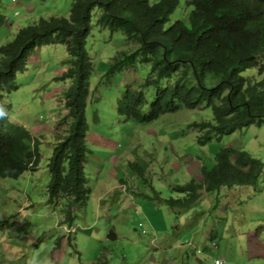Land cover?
<instances>
[{"label": "rangeland", "instance_id": "obj_1", "mask_svg": "<svg viewBox=\"0 0 264 264\" xmlns=\"http://www.w3.org/2000/svg\"><path fill=\"white\" fill-rule=\"evenodd\" d=\"M71 3L0 0V45L11 42L18 29L40 17H68ZM183 7L184 0H179L166 26L189 11L186 7L184 12ZM135 46L119 33L111 36L95 24L86 40V52L95 68L89 86L93 104L86 107L88 152L84 175L90 192L84 207L74 208L71 228L62 223L64 199L53 207L47 202L46 192L47 160L57 138L65 133L63 127H56L66 112L61 95L72 83L54 79L65 72L70 59L65 46L46 45L32 52L24 70L14 79L17 88L3 93L0 114L22 125L41 143L35 172H25L17 179L0 178V264H172L169 258H175L174 251L158 248V236L150 237L143 204L149 211L155 208L161 212V221L171 234L168 238L177 239L176 264H184L186 241L194 245L202 234V239L207 237L203 245H208V236L216 233L218 238L220 230L224 238L217 241L218 255L234 264H264V124L250 125L200 146L195 141L197 132L188 124L211 121L210 109H181L148 124L125 120L116 113L117 100L126 86L136 88L147 66L124 70L108 81L100 78L113 55ZM252 75L258 78L254 69L242 72V76ZM94 111L99 123L92 120ZM224 146L244 151L263 164L259 192L253 187L223 188L218 193L203 194L188 212L172 210L164 203L155 205L150 199L151 187L161 198L177 197L170 188L191 178L201 179L200 160L212 162ZM135 160L151 187L137 184L136 175L128 174L127 162ZM119 179L126 180L122 187ZM176 220L180 227L169 230L176 226ZM139 224L146 235L141 234ZM210 253L204 251L203 255L211 257ZM190 257L189 264H201L198 256Z\"/></svg>", "mask_w": 264, "mask_h": 264}, {"label": "trees", "instance_id": "obj_2", "mask_svg": "<svg viewBox=\"0 0 264 264\" xmlns=\"http://www.w3.org/2000/svg\"><path fill=\"white\" fill-rule=\"evenodd\" d=\"M178 4L179 0H72L68 17H40L18 29L11 42L0 45V101L4 92L17 88L14 79L36 49L63 44L70 57L65 72L54 78L72 83L61 95L66 112L56 127H63L65 133L48 157L46 186L48 204L55 207L64 199L62 223L68 227L74 208L84 207L90 192L84 175L86 107L93 104L89 86L95 68L86 40L94 24L136 45L113 55L100 79L108 81L124 70L148 68L136 88L126 86L117 100L116 113L125 120L148 124L181 109H210L211 121L188 124L197 132L195 141L200 146L264 124V0H184V12L186 7L189 11L166 26ZM249 69L256 70L258 78L242 76ZM92 120L99 123L95 111ZM40 143L29 130L0 114V178L17 179L35 172ZM200 164L201 179L191 178L170 188L175 198H161L136 160L128 161L126 169L136 175L141 182L137 184L151 187L155 205L164 203L182 212L194 207L203 194L223 188L253 187L259 192L263 164L244 151L224 146L212 162L200 160ZM215 235L208 236L209 244L216 247L210 251L221 259L217 241L222 238L216 240Z\"/></svg>", "mask_w": 264, "mask_h": 264}, {"label": "crops", "instance_id": "obj_3", "mask_svg": "<svg viewBox=\"0 0 264 264\" xmlns=\"http://www.w3.org/2000/svg\"><path fill=\"white\" fill-rule=\"evenodd\" d=\"M144 206L145 205L143 204L141 206V209H142V214H144V216L147 217V219H148V223H149V226H150V229H148L149 232H150V237L155 238L156 236H158L156 238V239H158V244H157V245H159L158 248L163 247L165 249V251H168L169 253H172L174 251L173 252V256L175 258L174 259L173 258L170 259L169 256H168V258H169L170 261H173L172 264H176L177 263V256H178L177 255V249H179V246H177V239L175 237L168 238V235L171 236V234L169 233V231L167 229H165L163 221H161V219H162L161 212H159V210L155 209V208H154L153 211H149V210H147V207L144 208ZM149 206H151V205H149ZM186 214L188 215V213H186ZM157 219H159V223H156ZM176 223H177L176 226H173L171 229H169V228L168 229L169 230H172V229L177 230L180 227V225L178 224L177 220H176ZM185 223L188 224L189 222L185 221ZM161 234H163V235H161ZM218 235H219V237L216 240L224 238V236H222V231L221 230L218 232ZM160 236H164V238H161ZM164 239H166L168 241L164 242ZM205 239L207 241V237L206 236H205L204 239H202V234L200 236L198 235V238L196 239V243L194 245L203 247L202 245L205 243L204 242ZM167 244H170V246L168 247ZM170 248H171V251H170ZM184 251H185L186 255H185V258H183V262H184V264H189V262L191 260L190 259L191 258L190 255L192 253L191 252L192 250L187 248ZM210 254L213 255V252H211ZM193 256H196V255H193ZM218 256H220V255H218ZM201 257L203 258L204 256H201ZM220 257H221V260L223 261L224 264H227V263L228 264H234V263H230L228 260H225L222 256H220ZM161 260H162V258H160L158 260V263H161ZM192 262H193V264H197V262H195V261H192ZM207 262H209V261H207ZM200 263L201 264H206L205 261H204V263H202V261ZM151 264H152V261H151Z\"/></svg>", "mask_w": 264, "mask_h": 264}, {"label": "clouds", "instance_id": "obj_4", "mask_svg": "<svg viewBox=\"0 0 264 264\" xmlns=\"http://www.w3.org/2000/svg\"><path fill=\"white\" fill-rule=\"evenodd\" d=\"M122 185L123 184H120L121 187H122ZM142 226H143L142 224H139V227L141 228V234L146 235L147 231H146V229H142ZM68 228H71V227H68ZM185 244L187 245L186 248L192 250L191 251L192 252L191 255L192 256L193 255L198 256L199 259H200V262L202 261V263H204V261H205L206 264H215V260L218 259L221 264H224L223 261L220 258H214L213 256L207 257V256L203 255L204 251L211 250L210 248H215L214 246H211V244L202 245L203 247L192 245L189 241H186ZM182 246L185 247L183 244H182ZM206 248H208V249H206ZM201 256H204V257L202 258ZM211 258H213V259H211ZM207 261H209V262H207Z\"/></svg>", "mask_w": 264, "mask_h": 264}, {"label": "built area", "instance_id": "obj_5", "mask_svg": "<svg viewBox=\"0 0 264 264\" xmlns=\"http://www.w3.org/2000/svg\"><path fill=\"white\" fill-rule=\"evenodd\" d=\"M218 262H219V260H218V259H216V260H215V264H219ZM220 264H221V263H220Z\"/></svg>", "mask_w": 264, "mask_h": 264}]
</instances>
